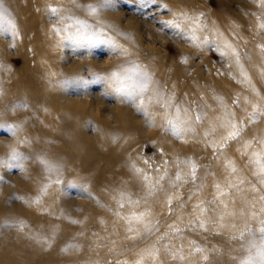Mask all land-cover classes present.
<instances>
[{
  "label": "bare ground",
  "instance_id": "1",
  "mask_svg": "<svg viewBox=\"0 0 264 264\" xmlns=\"http://www.w3.org/2000/svg\"><path fill=\"white\" fill-rule=\"evenodd\" d=\"M100 2L77 0L79 5ZM158 2L167 5L173 13L203 14L209 28L223 33L238 49L245 71L261 94L258 102L264 105V76L261 75L264 59L257 48L258 44H264V33L257 32L253 15L264 11L258 0ZM5 4L17 22L20 36L15 40L14 48L8 38H0V121L22 123L19 138L26 137L31 144L20 146L10 133L0 130V157H6L12 147H17L33 159L40 155L57 161L62 165V183L51 184L39 204L29 205L17 197L33 198L39 194L41 186L48 183L41 166L30 160L26 164V173L0 169L3 176L0 181V264H117V260L132 261L145 243L151 244L168 231L170 224L177 223V216L183 214L186 224L197 200V197L188 200L195 187L192 183L179 190L186 205L183 213L177 206L179 201H174V211L169 214L164 192H159L148 201L153 221L159 222V231L150 237L145 233L135 240L126 238L124 221L113 215L117 208L113 196L119 190L131 192L134 198L143 196V178L135 175L129 167L133 162L155 181L163 173L165 160L168 161L169 177H174L173 161L177 157H192L200 166L197 184L207 173L215 174V177L208 175L204 180L207 186L199 196L204 200L212 199L214 178L224 179L225 157L236 162L242 176L254 179L246 167V158L237 151V142L231 143L223 154H214L211 148L197 140L178 142L159 126V118L155 127L147 126L144 117L131 103L121 102L113 94H105L103 83L89 85L86 89L56 86L58 80L66 77L107 73L127 61H134L144 66L161 88L174 93L178 104L207 112L204 123L197 126V133L202 138L209 120L219 112L213 93L224 97L229 105L239 95L240 107L235 111L237 118L245 121L247 114L243 109H251L244 104L243 98L257 99L248 85L237 82L241 77L234 58L222 57L214 47L201 51L175 32L162 30L157 21L171 20V15L163 14L160 9L144 16L131 0H117L111 10L102 11L98 18L77 8L70 0H5ZM49 5L71 9L73 15L90 24H97L98 19L108 36L128 49L127 58L114 54L106 45L98 46L90 53L71 45L56 47L46 11ZM151 15L156 18L152 19ZM205 34L208 33H200L201 36ZM169 48L174 53H170ZM214 53L219 56L218 63L210 58ZM185 59L187 62H182ZM100 92L106 97L105 101L90 103ZM22 104L27 107L21 108ZM260 131H264V119L249 125L243 138L250 139ZM219 136L217 132V139ZM150 147L153 153L147 154L145 149ZM157 168L161 171L157 172ZM70 182L87 185V192L69 187ZM163 186L166 191H171L167 180ZM241 195L252 196L251 193ZM241 206L240 196H236V207ZM139 210H144L143 202ZM120 211L127 214L129 209L125 207ZM6 221H23L26 227L22 232L3 227ZM236 222L238 226L243 223L241 220ZM249 223L256 226L255 221ZM185 224L180 225L183 230L178 237L171 239V244L174 249L183 245L187 258L183 262L173 260L162 249L157 264H237L233 257L242 253L234 251L238 244L229 239L227 229L217 234L211 229L203 231ZM30 237H47L51 244L38 243ZM112 241H116V245L115 250L110 251ZM189 241L206 251L189 255ZM69 242L79 244V251H62Z\"/></svg>",
  "mask_w": 264,
  "mask_h": 264
},
{
  "label": "snow or ice",
  "instance_id": "2",
  "mask_svg": "<svg viewBox=\"0 0 264 264\" xmlns=\"http://www.w3.org/2000/svg\"><path fill=\"white\" fill-rule=\"evenodd\" d=\"M70 2L77 8H82L88 15L98 18L102 11L111 10L117 0H101L99 4L87 5H79L77 0H70ZM131 2L144 16H149L154 10L163 9V14L171 15L173 19L159 20L157 26L162 30L175 32L193 47L201 51L206 47H214L222 57L231 56L234 58L241 77L237 82L248 85L252 95L257 98L256 100L247 96L243 98L244 104L250 106L251 109L250 111L248 108L243 109L247 114V120L237 118L235 108L240 107L239 95L234 97L232 104L229 105L224 97L213 93V99L219 112L212 120H209L208 127L205 129L203 137L200 138L197 133V126L204 123L207 112L198 107L190 108L178 104L174 93H169L161 88L159 83L154 80L153 75L144 66L134 61H127V64L119 65L115 70L107 73L66 77L58 80L56 86L86 89L89 85L103 83L106 87L105 94H113L119 97L121 102L131 103L136 111L144 117L147 126L155 127L157 118H159V126L178 142L188 143L190 139L197 140L203 143L206 148H211L214 154H223L231 143L237 142L239 144L237 151L242 157L246 158V167L254 179L249 180L246 176H242L236 162L225 157L222 169L224 179L221 181L214 178L212 199L204 200L199 199L207 186L204 180L207 179L208 175L215 177V174L207 173L201 182L197 184L200 166L192 157L185 159L177 157L173 161L176 168L174 177H169L168 161L165 160L163 173L156 177L155 181L143 169L137 167L134 162L131 163L129 167L133 173L143 178V196L134 198L133 194L127 190H119L113 196L117 204L113 215L118 220L124 221L126 238L135 240L141 238L145 233L150 237L159 231V222L153 221L152 209L148 205V201L155 198L159 192H164V203L169 214L174 211V201H179L177 205L179 211L184 212L186 205L179 191L184 185L189 183L195 185L189 194L188 200H192L194 197H197V200L191 207L186 224L183 214L177 216V223L170 224L168 231L158 236L151 244L145 243L136 253L134 260H117V264H157L162 249L168 252L173 260L178 259L183 262L187 258L184 255L183 245L174 249L171 244V239L178 237L182 232L181 224H185L186 227H196L203 231L211 229L217 234H220L221 230L227 229L230 234L229 239L238 244L234 251L242 253L240 256L233 257L237 264H264V131L255 133L250 139L243 138L249 125L256 124L264 119V105L258 102L261 97L260 92L252 84L251 78L245 71L238 49L219 30L209 28L203 20V14L173 13L167 5L160 4L158 0H131ZM258 3L259 7L264 9V0H258ZM46 11L50 16V23L52 24L50 32L56 38V47L71 45L76 49L90 53L98 46L106 45L113 50L114 54L127 58L128 49L122 48L113 38L108 36L104 26L98 19L97 24H90L73 15L71 9L51 5L47 7ZM253 15L257 21V32L264 33V11L259 14L253 13ZM151 18L155 19L156 17L151 15ZM200 33L208 34L201 36ZM120 35H123V33H120ZM19 36L17 22L6 6L5 0H0V38H8L14 48L15 40ZM125 38L127 39V37ZM257 48L261 54V59H264V44H258ZM248 58L251 57L248 56ZM182 62L186 63L187 60L185 59ZM229 67H231V64ZM261 75L264 76V72ZM20 107L26 108L27 106L22 104ZM206 107L210 106L206 105ZM13 110L15 109L13 108ZM22 128V123L0 121V130L10 133L16 144L30 146L31 141L28 138H19V132ZM217 132L220 133L218 139L216 137ZM217 158L219 159V157ZM30 160L41 166L44 179L48 183L43 184L39 194L33 198L17 197V199L23 200L29 205L39 204L42 197L47 194L51 184L62 183L60 179L62 165L59 162L51 161L40 155H36L33 159L17 147H12L6 157H0V169H16L26 173V164ZM144 163L147 164L148 161L145 160ZM156 171L160 172L161 170L157 168ZM2 180L3 176L0 175V181ZM165 180H167L171 191L164 189L163 182ZM68 186L78 187L80 190L87 192V185H77L70 182ZM242 193H251L252 196L249 198L246 195H241ZM236 196H240L242 206L239 208L236 207ZM92 198L96 199L94 196ZM142 202L144 203V210L140 211ZM125 207L129 209L127 214L120 211ZM237 220L243 221L242 225L238 226ZM249 221H255L256 226L253 227ZM71 222L79 223V221ZM3 227L16 228L22 232L26 225L23 221H6ZM30 238L36 239L38 243L51 244L47 237ZM166 240L168 243H164ZM115 245L116 241H112L113 247L110 251L115 250ZM97 246H100L99 243H97ZM79 248V244L69 242L62 251H79ZM205 251L206 249L196 245L194 241H189V255ZM204 259L206 260L207 256Z\"/></svg>",
  "mask_w": 264,
  "mask_h": 264
},
{
  "label": "rangeland",
  "instance_id": "3",
  "mask_svg": "<svg viewBox=\"0 0 264 264\" xmlns=\"http://www.w3.org/2000/svg\"><path fill=\"white\" fill-rule=\"evenodd\" d=\"M169 49H170L169 50L170 53H174V50L172 48H169ZM65 50H67V47H65ZM210 58L215 63H218L219 62V56L216 53L211 54L210 55ZM16 64H17L16 66L19 65V63H16ZM105 99H106V97H104V95H102L101 92H100V93H97L93 99H91L90 103H93V102L102 103V102L105 101ZM90 103H89V105H90ZM2 135H5V134H2ZM145 152L147 154H152L153 153V149L150 147V149H147V150L145 149ZM12 174H15V172H13Z\"/></svg>",
  "mask_w": 264,
  "mask_h": 264
}]
</instances>
